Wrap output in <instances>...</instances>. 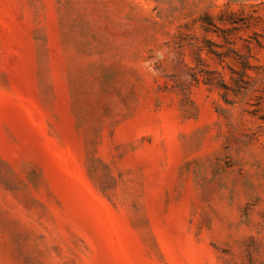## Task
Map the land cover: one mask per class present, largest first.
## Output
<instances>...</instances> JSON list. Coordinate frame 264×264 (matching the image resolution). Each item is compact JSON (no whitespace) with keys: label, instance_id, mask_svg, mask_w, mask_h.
Instances as JSON below:
<instances>
[{"label":"rangeland","instance_id":"374dc122","mask_svg":"<svg viewBox=\"0 0 264 264\" xmlns=\"http://www.w3.org/2000/svg\"><path fill=\"white\" fill-rule=\"evenodd\" d=\"M260 65L264 0H0V264H264Z\"/></svg>","mask_w":264,"mask_h":264},{"label":"trees","instance_id":"16d2710c","mask_svg":"<svg viewBox=\"0 0 264 264\" xmlns=\"http://www.w3.org/2000/svg\"><path fill=\"white\" fill-rule=\"evenodd\" d=\"M204 21H206V23H210L208 21H210V16L209 15H205L203 16ZM222 21L224 22H228L229 24H231L232 27L236 28L237 24H238V20L235 18V15L233 12H229L227 14L226 17L221 18ZM261 46V44H260ZM241 65V71L236 72L239 74V77H244L246 76L247 78H249L250 76L248 75L247 71L248 70H253L255 69L254 66H252L249 61L247 60V58L243 57L242 61L240 62ZM262 67V69L264 70V67L262 65H260ZM232 73H235L234 70H232ZM210 74H208V76H206L205 78V83H213L211 77L209 76ZM240 80V79H239ZM222 81V80H221ZM222 87L226 88L225 84H222L223 82H218ZM235 85L236 87L240 88L242 87L239 82L237 81V79L235 80Z\"/></svg>","mask_w":264,"mask_h":264}]
</instances>
